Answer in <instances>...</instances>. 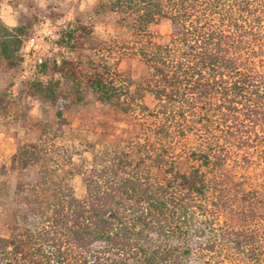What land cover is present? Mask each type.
Wrapping results in <instances>:
<instances>
[{
	"label": "trees",
	"instance_id": "1",
	"mask_svg": "<svg viewBox=\"0 0 264 264\" xmlns=\"http://www.w3.org/2000/svg\"><path fill=\"white\" fill-rule=\"evenodd\" d=\"M104 11L124 32L87 57L92 72L71 73L133 129L94 143L91 159L41 167L37 188L51 200L3 246L5 264H264V0H100ZM162 21L167 41L152 30ZM33 24L0 23V59L20 65ZM80 31L93 37L81 25L67 42ZM132 58L145 68L139 81L120 70Z\"/></svg>",
	"mask_w": 264,
	"mask_h": 264
},
{
	"label": "rangeland",
	"instance_id": "2",
	"mask_svg": "<svg viewBox=\"0 0 264 264\" xmlns=\"http://www.w3.org/2000/svg\"><path fill=\"white\" fill-rule=\"evenodd\" d=\"M99 2L0 0V8L2 4L13 7L14 26L34 23L24 36L23 48L19 51L23 54L20 65L12 67L0 59V264L7 261L3 250L6 242L32 229L38 211L46 208L51 200L48 192L37 188L41 184V167L58 162L65 169L70 157L76 163L84 156L91 159L88 149L94 143L103 148L104 142L113 143L116 137H127L133 129L127 114L103 103L83 77L75 78L71 73L78 69L92 72L87 57L97 55L101 41H110L124 32L117 14L95 12ZM49 5H57L54 15L49 14ZM0 23L6 24L1 9ZM46 25L53 29L54 37L44 41V63L35 67L27 48L41 42L38 38L44 36ZM81 25L91 28L93 37L88 38L80 31L68 43L66 32ZM152 30L161 35L162 41H167L171 24L162 21L153 25ZM105 57L113 66L115 56L107 53ZM120 70L124 72L125 80L131 77L139 81L145 74L144 65L138 58L123 60ZM39 83L43 89L52 88L55 95L39 91L35 86ZM144 102L150 108L156 104L150 93H145ZM25 149H44L45 155L38 164L24 165L18 155ZM74 184L76 195L83 197L85 189L80 176Z\"/></svg>",
	"mask_w": 264,
	"mask_h": 264
},
{
	"label": "built area",
	"instance_id": "3",
	"mask_svg": "<svg viewBox=\"0 0 264 264\" xmlns=\"http://www.w3.org/2000/svg\"><path fill=\"white\" fill-rule=\"evenodd\" d=\"M44 32V36H41L40 38H38V41H41L40 43H32L31 45L28 46L27 48V53L28 56L31 55V57L33 58V62H34V66L36 67V65H41L44 63L45 60V49H43V43L46 40V38H53V29L46 25L45 30H43Z\"/></svg>",
	"mask_w": 264,
	"mask_h": 264
},
{
	"label": "crops",
	"instance_id": "4",
	"mask_svg": "<svg viewBox=\"0 0 264 264\" xmlns=\"http://www.w3.org/2000/svg\"><path fill=\"white\" fill-rule=\"evenodd\" d=\"M0 9L3 21L9 26H14V24L16 23V15L13 7L8 4H2V7Z\"/></svg>",
	"mask_w": 264,
	"mask_h": 264
}]
</instances>
